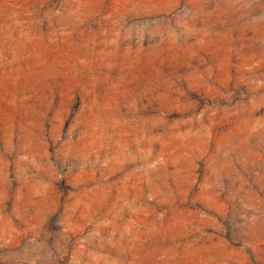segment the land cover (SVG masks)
I'll return each instance as SVG.
<instances>
[{"label":"rangeland","instance_id":"obj_1","mask_svg":"<svg viewBox=\"0 0 264 264\" xmlns=\"http://www.w3.org/2000/svg\"><path fill=\"white\" fill-rule=\"evenodd\" d=\"M0 264H264V0H0Z\"/></svg>","mask_w":264,"mask_h":264}]
</instances>
